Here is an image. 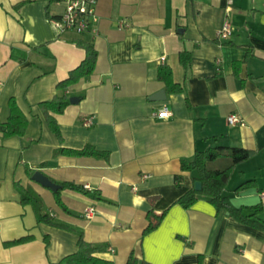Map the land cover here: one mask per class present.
<instances>
[{
    "label": "crops",
    "instance_id": "1",
    "mask_svg": "<svg viewBox=\"0 0 264 264\" xmlns=\"http://www.w3.org/2000/svg\"><path fill=\"white\" fill-rule=\"evenodd\" d=\"M97 4L99 19L77 34L52 24L65 11V0H0V122L8 118L11 98L29 117L25 135L0 134V264H54L78 249L80 234L103 246L101 257L119 264L131 253L148 264H197L199 256L202 264H264L263 229L217 211L204 195L189 208L176 203L197 175L182 171V160L215 146L255 149L256 155L235 167L224 194L235 207L261 204L264 221V0ZM122 20L129 25L120 29ZM226 21L232 34L221 40ZM77 40L94 43L96 69L58 90L57 83L85 58ZM182 50L192 54L188 67L180 63ZM161 65L172 69L183 93H166L158 79ZM160 92L165 99L154 100ZM56 94L69 99L57 117L62 141L39 107ZM162 106L171 113L167 119L155 115ZM231 113L244 125L228 124ZM90 144L104 155L54 153ZM28 170L56 184L74 181L90 193L64 188L62 207L54 190ZM253 179L256 187L234 192ZM15 182L40 194L57 225L37 221L32 206L21 204ZM152 198L156 213L168 212L143 237ZM89 206L95 208L92 218L85 216ZM24 236L32 238L6 244Z\"/></svg>",
    "mask_w": 264,
    "mask_h": 264
},
{
    "label": "trees",
    "instance_id": "2",
    "mask_svg": "<svg viewBox=\"0 0 264 264\" xmlns=\"http://www.w3.org/2000/svg\"><path fill=\"white\" fill-rule=\"evenodd\" d=\"M77 45L85 50L84 60L74 69L70 71V75L57 83L56 87L58 90H68L73 85L79 83L83 78L88 77L96 69L98 60V52L93 42L88 40H77ZM215 43H222L220 40H214ZM225 44H231L227 42ZM243 47V46H242ZM249 51V50H248ZM191 52L182 50L179 53L180 63L184 67H188L191 61ZM239 63H234V71L238 74ZM172 69L168 65H161L158 69V79L163 82L165 91L168 94L183 93L184 87L181 83L176 82L173 77ZM187 102V101H186ZM69 104V99L66 94H56L52 99L41 101L39 103L40 110L44 116V119L52 132L62 141V135L58 122V115H62ZM188 104V102H187ZM28 116L20 108L17 101L14 98L9 100V115L5 121L0 122V134L3 137L12 136H23L26 133L28 127ZM258 150L248 149L243 147H229V146H215L206 150H197L194 157L191 160L181 161V170L196 172L197 175L194 177V182L200 181L202 183V189L196 190L194 187L189 189L183 196H181L176 203L182 205L184 208H189L195 204L198 200L199 195H204L208 198L209 202L216 208L217 211L226 210L237 220L250 224L252 226L261 228L264 230V221L260 219V214L263 211V206L257 204L252 207H235L227 195L224 194L229 179L239 163L250 159L256 155ZM55 154L66 153L74 155H104V153L95 149L93 146L87 145L82 149H71L59 147L54 150ZM229 155L231 157V163L221 169H212L209 167L210 163L217 159ZM28 175L32 177V170H28ZM176 181L180 183L182 180L181 175L175 176ZM256 180H247L238 185L234 192L239 194L246 189L256 187ZM15 188L20 194V202L22 205H31L36 219L39 223H46L49 225H57L54 216L49 213L44 205L42 197L37 193L30 185L22 186L19 182L14 183ZM59 188L54 191L56 202L65 207L62 202L61 190L70 189L88 195L90 192L74 181H64L59 183ZM150 208L147 211V225L142 232V236L145 237L153 231L157 230L162 224L167 212L164 210L161 213H156L153 208L154 199L149 200ZM246 209L252 210V213L245 214ZM60 225V224H59ZM32 236H24L11 241H8L7 245L21 244L29 241ZM82 234H80L78 240V249L63 257L60 261L54 264H119L112 260L103 258L100 256V252L103 251V246L94 244L84 240ZM148 264L146 261L140 262L139 259L131 253L127 262L123 264ZM197 264H202V256H199Z\"/></svg>",
    "mask_w": 264,
    "mask_h": 264
},
{
    "label": "built area",
    "instance_id": "3",
    "mask_svg": "<svg viewBox=\"0 0 264 264\" xmlns=\"http://www.w3.org/2000/svg\"><path fill=\"white\" fill-rule=\"evenodd\" d=\"M65 11L58 18H53L52 24L60 31H73L77 34H83L92 29L93 24L99 19L97 15V0H65ZM129 23L122 20L119 23V28L123 29L128 26ZM232 34V26L229 21H226L222 28L218 32V37L221 40L228 39ZM165 60V56L162 57ZM158 118L167 119L171 116L167 106H162L155 112ZM228 124L244 125L243 119L236 113H231L228 116ZM85 125H90V118L84 119ZM262 199H264V191L260 193ZM95 208L89 206L85 211L86 218H92Z\"/></svg>",
    "mask_w": 264,
    "mask_h": 264
},
{
    "label": "water",
    "instance_id": "4",
    "mask_svg": "<svg viewBox=\"0 0 264 264\" xmlns=\"http://www.w3.org/2000/svg\"><path fill=\"white\" fill-rule=\"evenodd\" d=\"M153 98H154V100H164L165 99L164 92L158 93ZM76 100H77L76 97H70V102L71 103H75ZM32 179L34 181H36V182H39L43 186H46V187H49V188L53 189L54 191L57 190L60 187L59 184L54 183L52 180H50V178L48 176L44 175L39 170H37V171H35V173H33ZM194 188L196 190L200 191L202 189V183L200 181H196L195 185H194Z\"/></svg>",
    "mask_w": 264,
    "mask_h": 264
},
{
    "label": "rangeland",
    "instance_id": "5",
    "mask_svg": "<svg viewBox=\"0 0 264 264\" xmlns=\"http://www.w3.org/2000/svg\"><path fill=\"white\" fill-rule=\"evenodd\" d=\"M230 163L231 157L229 155H226L210 163L209 167L212 169H221L227 167Z\"/></svg>",
    "mask_w": 264,
    "mask_h": 264
}]
</instances>
